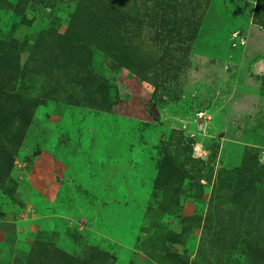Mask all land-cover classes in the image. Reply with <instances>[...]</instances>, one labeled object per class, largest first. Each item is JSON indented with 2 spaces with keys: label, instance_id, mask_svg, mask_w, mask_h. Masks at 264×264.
Returning <instances> with one entry per match:
<instances>
[{
  "label": "rangeland",
  "instance_id": "rangeland-1",
  "mask_svg": "<svg viewBox=\"0 0 264 264\" xmlns=\"http://www.w3.org/2000/svg\"><path fill=\"white\" fill-rule=\"evenodd\" d=\"M0 264H264V0H0Z\"/></svg>",
  "mask_w": 264,
  "mask_h": 264
},
{
  "label": "water",
  "instance_id": "water-1",
  "mask_svg": "<svg viewBox=\"0 0 264 264\" xmlns=\"http://www.w3.org/2000/svg\"><path fill=\"white\" fill-rule=\"evenodd\" d=\"M155 115H156V116H160V113L156 111Z\"/></svg>",
  "mask_w": 264,
  "mask_h": 264
}]
</instances>
